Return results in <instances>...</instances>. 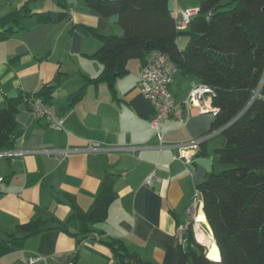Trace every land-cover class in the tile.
<instances>
[{
	"label": "crops",
	"instance_id": "obj_1",
	"mask_svg": "<svg viewBox=\"0 0 264 264\" xmlns=\"http://www.w3.org/2000/svg\"><path fill=\"white\" fill-rule=\"evenodd\" d=\"M60 2L0 0V19L23 5L29 8L22 11L21 25L0 40V107L49 83L56 86L54 100L65 118L63 127L53 129L44 119L32 116V102L19 106V135L11 150L0 151V177L4 179L0 183V239H9L19 225L38 219L53 228L28 236L23 248L4 254L0 264L32 254L42 257L36 264H117L114 251L104 241L109 238L121 239L144 261L179 264L177 224L188 216L198 184L217 170L215 149L223 137L206 140V153H199V146L190 162L176 158L178 150L173 147L122 149L158 142L151 125L155 106L139 87L145 64L141 59L129 60V73L116 79L114 91L106 82L90 83L82 98L69 106L71 96L103 69L92 56L102 45L100 34L121 35L123 27L116 14L101 13L86 0ZM199 5V0L169 1L177 16L180 9ZM43 11H67L68 17L40 22L35 13ZM179 72L174 73L171 90L182 101L201 82L192 75L176 76ZM185 116L184 120L170 116L162 121L166 143H188L206 136L215 119L213 111L203 112L197 106H191ZM91 141L101 146L81 149ZM67 146L80 150L61 158L45 150ZM153 170L159 180L149 186L145 179ZM107 176L113 178L118 194L107 219L91 224L86 238L75 236L79 226L71 219L74 210L90 207Z\"/></svg>",
	"mask_w": 264,
	"mask_h": 264
},
{
	"label": "trees",
	"instance_id": "obj_2",
	"mask_svg": "<svg viewBox=\"0 0 264 264\" xmlns=\"http://www.w3.org/2000/svg\"><path fill=\"white\" fill-rule=\"evenodd\" d=\"M169 1L86 0L101 13L116 14L123 33L100 34L102 45L92 56L103 69L71 96L69 106L82 98L90 83L106 82L114 91L116 79L129 73V60L145 63L153 50L168 54L181 73L211 86L215 93L212 105L217 110L210 132L220 130L217 136L223 137L215 152L224 168L211 171L198 188L203 197L202 215L212 229L220 258H210L190 233L185 245H179V264H264V0H199V12L186 30L177 29ZM27 9L23 5L0 19V40L21 25L22 11ZM35 14L40 22L68 17L67 11ZM181 33L188 35L183 48L178 44ZM55 88L45 84L0 107V151L11 150L19 135L16 114L20 104L36 99L56 104ZM206 143H201L199 153H206ZM117 197L113 178L107 176L90 207L74 210L71 219L79 226L74 235L86 238L92 232L91 224L107 219ZM52 220L58 223L55 217ZM50 228L42 219L19 225L9 239H0V257L23 248L28 236ZM104 241L114 251L117 264H128L127 260L153 264L130 252L121 239Z\"/></svg>",
	"mask_w": 264,
	"mask_h": 264
},
{
	"label": "built area",
	"instance_id": "obj_3",
	"mask_svg": "<svg viewBox=\"0 0 264 264\" xmlns=\"http://www.w3.org/2000/svg\"><path fill=\"white\" fill-rule=\"evenodd\" d=\"M199 7H187L180 9L175 16L176 26L179 30H186L191 19L197 15ZM177 71L176 64L171 60L168 54L160 50L151 51L141 71L139 87L141 92L154 104L156 114L151 121L154 135L158 138L156 143H148L144 145L122 147V149L136 151L139 147L153 146L159 149L164 147H173L178 150L176 158L190 162L193 151L201 145L202 142L218 135L220 130L209 132L206 136L199 137L188 143H166L164 141L165 131L162 127V121L170 116L177 117L181 120L186 118L185 114L191 106L200 107L203 112L213 111L217 109L212 105L214 90L211 86L199 83L189 90L187 96L182 101H177L171 90L174 73ZM30 112L34 118L44 119L50 128L56 129L64 126L65 118L59 112L58 107L54 103L43 101H32ZM101 145L97 141H91L88 146L81 149L91 150L99 148ZM73 147H57L45 149L49 154L59 155L60 158L69 155L78 150ZM80 150V149H79ZM159 177L153 170L145 179V183L149 186L153 185ZM2 178L0 177V183ZM1 192V187H0ZM200 211L203 212V197L199 188L196 189L188 208V216L179 221L176 227L175 237L179 244L184 245L187 242L188 235L193 234L195 240L207 249L211 242L214 241L213 232L205 221L199 219ZM42 257L38 254L23 256L11 264H36Z\"/></svg>",
	"mask_w": 264,
	"mask_h": 264
},
{
	"label": "bare ground",
	"instance_id": "obj_4",
	"mask_svg": "<svg viewBox=\"0 0 264 264\" xmlns=\"http://www.w3.org/2000/svg\"><path fill=\"white\" fill-rule=\"evenodd\" d=\"M199 219L202 220V221H206V218L203 217L202 215V211H200L199 213ZM217 245L215 244V242H211L210 244V247L208 249V256L212 259H219L220 258V254L218 253V250H217Z\"/></svg>",
	"mask_w": 264,
	"mask_h": 264
},
{
	"label": "rangeland",
	"instance_id": "obj_5",
	"mask_svg": "<svg viewBox=\"0 0 264 264\" xmlns=\"http://www.w3.org/2000/svg\"><path fill=\"white\" fill-rule=\"evenodd\" d=\"M226 1H228V0H226ZM187 40H188V35L185 34V33H181L179 35V37H178V43H179L180 47H184L186 42H187ZM137 60H138L137 58L131 59V61H137ZM178 75H182L181 72H179L176 76H178ZM223 168H224V166L219 163V166L217 167V170H221Z\"/></svg>",
	"mask_w": 264,
	"mask_h": 264
},
{
	"label": "water",
	"instance_id": "obj_6",
	"mask_svg": "<svg viewBox=\"0 0 264 264\" xmlns=\"http://www.w3.org/2000/svg\"><path fill=\"white\" fill-rule=\"evenodd\" d=\"M128 264H135L134 262L130 261V260H127L126 261Z\"/></svg>",
	"mask_w": 264,
	"mask_h": 264
}]
</instances>
